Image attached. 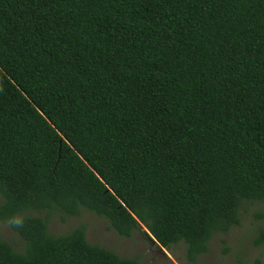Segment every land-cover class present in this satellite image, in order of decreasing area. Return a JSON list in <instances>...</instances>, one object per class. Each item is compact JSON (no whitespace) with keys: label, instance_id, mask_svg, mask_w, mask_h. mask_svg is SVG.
<instances>
[{"label":"trees","instance_id":"trees-1","mask_svg":"<svg viewBox=\"0 0 264 264\" xmlns=\"http://www.w3.org/2000/svg\"><path fill=\"white\" fill-rule=\"evenodd\" d=\"M0 198V264H140L82 210L197 264L264 205V0H0Z\"/></svg>","mask_w":264,"mask_h":264},{"label":"rangeland","instance_id":"rangeland-1","mask_svg":"<svg viewBox=\"0 0 264 264\" xmlns=\"http://www.w3.org/2000/svg\"><path fill=\"white\" fill-rule=\"evenodd\" d=\"M32 215L43 217V214ZM80 225L85 226L89 244L103 247L121 258H135L140 264H188L182 243L166 251L152 241L144 228L133 232L130 238H120L109 229L107 221L86 210L65 222L52 215L47 221V231L53 236L66 235ZM0 240L9 243L16 252L23 250L22 240L8 223H0ZM256 259L264 264V205L246 204L240 210L239 226L212 236L207 253L198 258L197 264H252Z\"/></svg>","mask_w":264,"mask_h":264},{"label":"clouds","instance_id":"clouds-1","mask_svg":"<svg viewBox=\"0 0 264 264\" xmlns=\"http://www.w3.org/2000/svg\"><path fill=\"white\" fill-rule=\"evenodd\" d=\"M24 220L22 217H11L8 220V225L13 227H22Z\"/></svg>","mask_w":264,"mask_h":264},{"label":"water","instance_id":"water-1","mask_svg":"<svg viewBox=\"0 0 264 264\" xmlns=\"http://www.w3.org/2000/svg\"><path fill=\"white\" fill-rule=\"evenodd\" d=\"M138 227H139L140 229L143 228L141 224H138ZM144 230H145V232L149 235V237L152 239V241H153L154 243H156V241L150 236V234L146 231V229H144Z\"/></svg>","mask_w":264,"mask_h":264}]
</instances>
